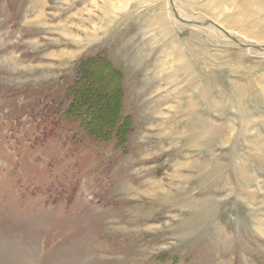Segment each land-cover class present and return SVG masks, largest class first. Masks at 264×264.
I'll use <instances>...</instances> for the list:
<instances>
[{
  "label": "rangeland",
  "instance_id": "374dc122",
  "mask_svg": "<svg viewBox=\"0 0 264 264\" xmlns=\"http://www.w3.org/2000/svg\"><path fill=\"white\" fill-rule=\"evenodd\" d=\"M0 264H264V0H0Z\"/></svg>",
  "mask_w": 264,
  "mask_h": 264
},
{
  "label": "trees",
  "instance_id": "16d2710c",
  "mask_svg": "<svg viewBox=\"0 0 264 264\" xmlns=\"http://www.w3.org/2000/svg\"><path fill=\"white\" fill-rule=\"evenodd\" d=\"M89 62L98 66H86V78L83 82H80L79 84L77 83L76 88L71 90L70 93L73 97V103L70 107L69 115L72 117L74 116L76 119H80L82 121L83 116L86 118L87 116L88 118H91V121L90 119H85L83 122L87 126V129L101 140H107L111 138L114 133H116L118 138L123 139L127 132L126 123L125 125L122 124L121 126L117 125L120 121L122 76L110 65L108 61L92 59ZM103 66H106V69L110 68V70L118 76V81L116 84L117 100L115 103V105H117L116 117L114 116V112L110 109L112 106H110L109 102H107L108 98L110 97V93L104 97L101 96L102 90L98 89L101 88V86L94 83V74H98L99 72L103 73V70L101 69ZM103 77L105 78V75H103ZM83 111H85L84 114H82ZM111 119L112 123L110 122Z\"/></svg>",
  "mask_w": 264,
  "mask_h": 264
}]
</instances>
